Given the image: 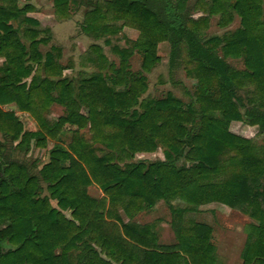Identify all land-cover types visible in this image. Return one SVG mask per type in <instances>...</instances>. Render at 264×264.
Instances as JSON below:
<instances>
[{
  "label": "trees",
  "instance_id": "trees-1",
  "mask_svg": "<svg viewBox=\"0 0 264 264\" xmlns=\"http://www.w3.org/2000/svg\"><path fill=\"white\" fill-rule=\"evenodd\" d=\"M188 1L95 3L81 30L106 37L120 62L116 66L101 47L91 46L88 61L97 71L74 83L64 77L59 48L39 51L47 44L40 36L49 31L24 17L31 7L0 0V134L19 151L54 142L40 178L9 161L0 142V264H216L213 229L184 220L211 203L256 221L242 264H264V146L228 129L243 122L264 134V0H196L203 13L197 19L185 12ZM69 7L70 0H54L60 20L70 18ZM22 16L21 31L12 21ZM214 16L221 28L235 16L240 25L222 38L205 39ZM125 27L137 31V39L127 40L128 47L113 45L110 37ZM162 43L170 45V67L182 57L186 75L197 81L193 102L171 93L143 98L144 73L161 62ZM134 51L142 57L141 73L130 70ZM53 103L65 113L50 123L44 114ZM8 104L21 117L1 108ZM158 148L163 161L121 166ZM91 186L103 196L92 197ZM175 199L190 207L174 208ZM160 201L171 210L174 245L160 244L153 224L133 222Z\"/></svg>",
  "mask_w": 264,
  "mask_h": 264
},
{
  "label": "rangeland",
  "instance_id": "rangeland-1",
  "mask_svg": "<svg viewBox=\"0 0 264 264\" xmlns=\"http://www.w3.org/2000/svg\"><path fill=\"white\" fill-rule=\"evenodd\" d=\"M102 0H83L84 7L88 10H91L95 7V3L100 2ZM210 1V0H205ZM196 0H189L187 3L186 13L189 17L197 19L203 15V13L197 9H195ZM78 4V0L73 1V5H71V9L75 10ZM263 19H264V2H263ZM83 13V12H82ZM82 13L79 15H75L74 18H70L71 22H76L77 19L82 21ZM72 17V16H71ZM79 17V18H77ZM67 19V20H70ZM56 20H59L56 18ZM76 22L78 29L73 24H70L68 28H59L56 29L54 32V47L59 48L62 52V57L60 59V64L67 69L64 70V77L72 80L74 83H77L81 78L88 77L92 73L96 72V68L92 63L88 60L92 56L90 48L91 46H99L103 50V54L109 59V61L113 62L116 66L119 65L120 59L117 55H115L111 49V46H107L104 41L106 37H102L100 39H96L92 36L81 37L83 34L81 33L79 27L80 23ZM61 22V21H60ZM75 23V24H76ZM120 25V22L117 23ZM240 25L239 18L237 16L234 17L233 22L226 28H221L218 26V16H214L210 18V23L208 29L205 31V39L213 38V37H220L222 38L225 34L231 33L235 31ZM50 35V33H49ZM138 34H131L128 35L124 32H120L115 36H111V42L113 45H119L120 47H128L129 45L126 43L127 40H136ZM44 38V36H43ZM161 46L159 49V56L162 58L161 62L157 64L149 73H144L146 77L147 83V92L144 94L143 98H156L161 99L165 98L168 93H171L177 99L182 100L185 103L193 102L194 101V93L197 86V81L192 79L186 75V72L182 65V57L179 58L177 62L170 67L169 59H170V45ZM50 45L46 47H42V53L45 54L49 52ZM230 65L237 69H243V64L240 60H229ZM141 64H142V57L139 53L133 52L130 59L129 65L130 70L133 73H141ZM67 75V76H66ZM48 112V111H47ZM45 112L44 116L49 117L47 120L50 123L55 122L62 114L64 115L65 109L61 107L54 106V110H50L48 113ZM20 116V115H19ZM21 117V116H20ZM232 131L235 134L243 135L251 137L250 139H254V142L257 144L261 143V136L259 135L258 129L253 128L243 122L238 124H233ZM87 138L89 135L87 130L84 131ZM258 134V135H257ZM0 142L4 143L7 146L6 157L8 160H15L22 163L27 164L30 169V173L32 175L37 176L40 178V169L42 168L41 163L48 162V152L52 148V144L50 143L46 149H39L32 144L30 150L28 152L17 151L15 149L16 144L11 143L8 139L4 136L0 135ZM100 155V153H99ZM135 155V158L132 161L125 162L121 166L123 168H130L133 164L139 160L143 161H158L164 160V153L162 148H158L155 153V156H140V158ZM38 160L37 164L34 166L33 164L35 161ZM184 162L179 160L177 165L180 167ZM43 188L42 195H48L46 191V185L41 183ZM94 190H90L91 187L88 188L89 194L92 197L100 198L102 195L99 196L100 189L96 186H92ZM103 194V193H102ZM54 206H56V201L52 202ZM158 205V206H157ZM172 205L174 208H185L190 207L186 202L175 199L172 201ZM158 207L155 211L152 209L150 211H145L137 216L136 222L140 225L145 224H153V219L155 218H162L168 224V228H164V231L161 233L163 239L167 242H173L175 240V232L173 227L171 226L172 214L170 207L164 201L158 202L154 207ZM153 207V208H154ZM239 210V209H238ZM242 213V212H241ZM69 215V212L67 213ZM186 215V214H185ZM191 217V216H189ZM247 217V216H246ZM123 218H127L123 215ZM192 217L191 219H193ZM128 219V218H127ZM168 219V220H167ZM189 218L186 217L184 220H188ZM206 221L205 218H203ZM128 221V220H127ZM250 219L243 218L235 214L233 218H229L227 220L216 218L215 221H210L214 228L219 232V238L217 241H222L224 245L218 244L219 248V257L224 261H227L228 264H240L242 261L243 253L245 252L246 246L249 242V238H246L248 234L247 226L250 223ZM154 225V224H153ZM221 235V237H220ZM229 236L228 241H234L235 245L230 246L228 245L227 236ZM163 240V241H164ZM164 241V242H165Z\"/></svg>",
  "mask_w": 264,
  "mask_h": 264
},
{
  "label": "crops",
  "instance_id": "crops-1",
  "mask_svg": "<svg viewBox=\"0 0 264 264\" xmlns=\"http://www.w3.org/2000/svg\"><path fill=\"white\" fill-rule=\"evenodd\" d=\"M18 1V7L19 8H23L27 5H29L31 7V9L26 13V15L24 16L25 18H29V19H32V20H35L37 21L39 24H40V27L44 30H47L49 31L50 35L49 34H42L40 36V38H44L47 40V44H41L39 46V51L42 53V47H46L48 45H50V48L54 47V32L56 29H59V28H68L70 26V24H73L74 22H71V19L75 17V15H79L81 14L82 12V21L80 19H77V23L78 22H83L84 18H85V14L86 12L88 11V9H86L83 5H84V2L83 0H78V4H77V7L75 10H72L71 9V5H73V1L74 0H70V20H56L57 16L55 14V10H54V0H17ZM0 5H1V2H0ZM75 13V15H74ZM72 16V17H71ZM79 18V17H77ZM23 19V16L19 19V20H14L12 21V24L16 27V28H20V21ZM58 19V18H57ZM61 21V22H60ZM75 22V23H76ZM74 23V26L78 29L77 27V23L75 24ZM79 27H81V23L79 25ZM21 31H22V28H20ZM81 33L83 34L81 37H86L87 38V34H85L84 32H82L81 28H79ZM122 32H124L125 34H138L137 31L131 29V28H128V27H125L121 30ZM138 37V36H137ZM163 45H167L166 43H162L159 45L158 47V53H159V49L161 48V46ZM51 50V49H50ZM49 50V51H50ZM43 54V53H42ZM162 59V58H161ZM5 62V58L3 56H0V67L3 65V63ZM67 76V75H66ZM54 106H57V107H61L60 105L58 104H52V106L49 108L48 112L50 110H54ZM4 111L6 112H13L16 116L20 117L21 116V112L19 111L18 107L15 105V104H8V105H5V106H2L1 107ZM63 108V107H61ZM64 109V108H63ZM47 112V113H48ZM20 115V116H19ZM63 116V114L61 115ZM60 116V117H61ZM45 119L49 120V117L47 116L46 114V117ZM57 120V119H56ZM55 120V121H56ZM54 122V121H53ZM238 123H241V122H231L229 124V132L238 136V137H242L244 139H248V140H251L254 142V139H250L251 137H248V136H243V135H238V134H235L233 131H232V127H233V124H238ZM253 128H257L258 127H253ZM258 132H259V129H258ZM2 135V134H0ZM258 135V134H257ZM259 135L261 136V143L257 144L259 146H264V134H261L259 132ZM3 136V135H2ZM52 144V148L54 146V142L53 141H49L48 142V145L49 144ZM14 144H17V143H14ZM47 145V146H48ZM51 148V149H52ZM50 149V150H51ZM43 150V149H42ZM49 150V151H50ZM19 151V150H17ZM29 151V150H28ZM28 151H23V152H28ZM156 153V152H155ZM155 153H143V154H138L137 156L140 158V156H155ZM48 160H49V152H48ZM15 161V160H14ZM158 161H163V160H158ZM19 162V161H17ZM37 162H39L38 160L35 161V163L33 164L34 166L37 164ZM148 162H155V161H148ZM19 163H22V162H19ZM45 163L47 162H44V163H41V166H43ZM25 164V163H23ZM27 165V164H25ZM29 168V166H28ZM30 170V169H29ZM262 184L264 185V179H262ZM94 190L95 188L91 186L90 190ZM89 193V191H88ZM102 195V191L100 190L99 191V196ZM92 196V195H91ZM101 196V197H102ZM100 197V198H101ZM158 206V205H157ZM154 207L152 208L154 211L158 208V207ZM262 208L264 210V203L262 205ZM151 209V210H152ZM150 211V210H149ZM242 211L241 210H238V209H231L223 204H220V203H211V204H208V205H204V206H201L197 209V211H191V212H187L186 215L184 214V218L188 217L189 219L188 220H192L196 223H201V224H206L208 226H210L212 229H213V237H212V243L215 247V255H216V261L217 263L216 264H228L227 261H223L219 256V248H218V244H222L224 245V243L222 241H217V239L219 238V232L214 228V225L211 224L210 221H215L216 218H221V219H224V220H227L229 218H233V216L235 214H237L238 216L240 217H243V218H247L250 219V223L248 224L247 226V229H248V234L246 235V238H249L251 232H252V228L251 226L252 225H255L256 224V221L253 220L252 218H250L248 215L244 214L243 212L241 213ZM141 214V213H140ZM139 215V214H138ZM136 215L134 218H133V222L139 224L138 222H136V219H137V216ZM191 216V217H189ZM247 216V217H246ZM192 217H194L193 219H191ZM203 218L206 219V221H202L204 220ZM124 222H128L127 220L129 219H125L123 218ZM168 220V219H167ZM153 221V224H154V227H155V230L158 234V239H159V243L160 244H165V245H174L177 243V239H176V235H175V240L173 242H167L163 239V236L161 235V233L164 231V228H168L169 227V224L163 220L162 218H155L152 220ZM169 222H172V220H169ZM142 225V224H141ZM172 226V225H171ZM230 235L227 236V241H228V238H229ZM221 237V235H220ZM231 237V236H230ZM165 242H164V241ZM228 245L230 246H233L235 245L234 241L230 240L228 241L227 243ZM243 263V260L241 261L240 264Z\"/></svg>",
  "mask_w": 264,
  "mask_h": 264
}]
</instances>
